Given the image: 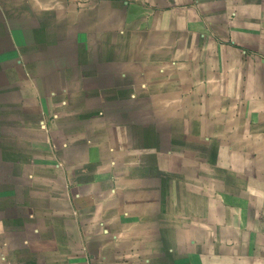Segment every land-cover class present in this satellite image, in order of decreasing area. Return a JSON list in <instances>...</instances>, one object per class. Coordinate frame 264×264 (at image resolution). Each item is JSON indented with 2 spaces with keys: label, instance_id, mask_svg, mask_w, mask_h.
I'll return each mask as SVG.
<instances>
[{
  "label": "crops",
  "instance_id": "obj_1",
  "mask_svg": "<svg viewBox=\"0 0 264 264\" xmlns=\"http://www.w3.org/2000/svg\"><path fill=\"white\" fill-rule=\"evenodd\" d=\"M247 1L0 0V264H87L92 206L94 237L173 256L93 264H264Z\"/></svg>",
  "mask_w": 264,
  "mask_h": 264
},
{
  "label": "rangeland",
  "instance_id": "obj_2",
  "mask_svg": "<svg viewBox=\"0 0 264 264\" xmlns=\"http://www.w3.org/2000/svg\"><path fill=\"white\" fill-rule=\"evenodd\" d=\"M247 3L252 4V5L261 6L262 13L259 14L260 15L259 19L262 21V27L260 29V34H261L260 38L263 41L262 50L264 52V0H251L250 2L247 1ZM244 32L245 33L243 35H241V39H243L245 41L252 40V39H249V37L253 38V31L246 29V30H244ZM249 33H251V34L248 37ZM255 33L259 34L258 30H256ZM256 39H257V35H256ZM44 159H45V162L49 160L48 158H44ZM71 176H74L73 172H71ZM72 185H74L76 187L80 186L84 191H86V186H85V182H84L83 178L77 177L76 179H74V177L73 178L71 177V184H70L71 193H72V188H73ZM70 208H71L70 211L73 212L75 206L73 204H71ZM93 211H94V207L92 206L89 210H88V208H86L85 213H77L76 212L77 214L75 215L77 217L79 216L78 217L79 218L78 219L79 220L78 225L81 228L82 232H84L86 230V233H87V235L85 236V240H86L85 245L87 248V251H85V253H86L87 257L84 254L87 264H89V263L93 264V261H94L92 254H90L91 252H89L88 250L89 249H91V250L97 249V251H98L101 248H103V251L101 252V256H102L103 261L113 260V261H118L119 263L120 262L122 263L125 261L126 262L130 261L131 258H132V260L148 259L151 261H161V260L172 261L173 260V256L167 255L164 258L162 254H159L157 252H155V253H140L139 252L138 254L133 253L131 255L129 253L124 252L125 251L123 249L124 246H120L117 248L115 245H113V244H115V242L111 237H107V236H105V237L99 236L98 238L94 237L93 236L94 232L96 233L98 231H96L97 223L93 219V216H94ZM87 212H89V213H87ZM70 226H71V228H72V226L77 227L76 225H73L72 222L70 223ZM88 230H90L91 233H89ZM70 240H71L70 244H73V245L79 244V238H77V237L72 236ZM140 240H141V238L136 239V241H140ZM99 245H102V246H99ZM150 245L152 246L153 244L151 243ZM110 246H112V248H111L112 250L111 249L107 250L106 248L110 247ZM154 247L156 248L157 246L155 245ZM120 248L123 251H119Z\"/></svg>",
  "mask_w": 264,
  "mask_h": 264
}]
</instances>
